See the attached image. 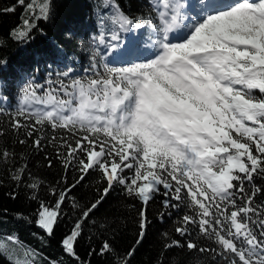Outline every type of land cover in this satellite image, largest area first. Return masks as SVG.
<instances>
[{
	"label": "trees",
	"instance_id": "obj_1",
	"mask_svg": "<svg viewBox=\"0 0 264 264\" xmlns=\"http://www.w3.org/2000/svg\"><path fill=\"white\" fill-rule=\"evenodd\" d=\"M156 10L151 0H0V237L31 264H264L263 140L229 129L244 166L215 191L163 149L145 159L136 140L28 110L76 105L99 82L124 90L105 49L124 25L139 44L152 39ZM0 264L16 263L0 251Z\"/></svg>",
	"mask_w": 264,
	"mask_h": 264
},
{
	"label": "rangeland",
	"instance_id": "obj_2",
	"mask_svg": "<svg viewBox=\"0 0 264 264\" xmlns=\"http://www.w3.org/2000/svg\"><path fill=\"white\" fill-rule=\"evenodd\" d=\"M151 1L162 18L152 39L136 43L125 25L126 37L113 38L107 49L99 39L104 59L124 90L99 82L76 105L47 99L28 110L127 142L136 140L145 159L158 157L163 149L180 168L222 191L230 184L232 169L244 166V147L230 139L229 129L238 137L251 134L264 141V0L210 14L190 13L186 0ZM247 88L259 89L263 99L242 100ZM150 189V183L142 186L143 199ZM0 251L16 264L32 263L28 249L11 238L0 237Z\"/></svg>",
	"mask_w": 264,
	"mask_h": 264
},
{
	"label": "bare ground",
	"instance_id": "obj_3",
	"mask_svg": "<svg viewBox=\"0 0 264 264\" xmlns=\"http://www.w3.org/2000/svg\"><path fill=\"white\" fill-rule=\"evenodd\" d=\"M252 1H254V0H252ZM252 1H251V2H252ZM226 2H227L226 4H228V3H229V4H233V6H234L233 8H235V9H244V2H245L244 0H226ZM215 4H216V2H214L213 5H212L213 8H214V10H218V9L224 7V5H223V6H218V5H215ZM235 5H236V6H235ZM214 6H215V7H214ZM229 8H230V7H229ZM235 9H234V10H235ZM221 12H224V11H221ZM221 12H220V13H221ZM170 59H171V58H168V57H167V60H170Z\"/></svg>",
	"mask_w": 264,
	"mask_h": 264
}]
</instances>
